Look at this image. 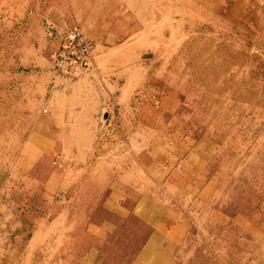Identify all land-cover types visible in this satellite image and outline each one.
Instances as JSON below:
<instances>
[{"label":"rangeland","instance_id":"obj_1","mask_svg":"<svg viewBox=\"0 0 264 264\" xmlns=\"http://www.w3.org/2000/svg\"><path fill=\"white\" fill-rule=\"evenodd\" d=\"M0 264H264V0H0Z\"/></svg>","mask_w":264,"mask_h":264},{"label":"built area","instance_id":"obj_2","mask_svg":"<svg viewBox=\"0 0 264 264\" xmlns=\"http://www.w3.org/2000/svg\"><path fill=\"white\" fill-rule=\"evenodd\" d=\"M92 41L77 26H70L48 54L51 65L65 76H76L92 58Z\"/></svg>","mask_w":264,"mask_h":264}]
</instances>
